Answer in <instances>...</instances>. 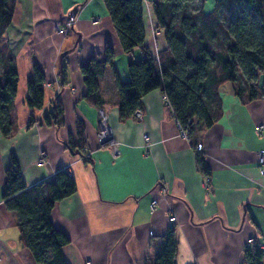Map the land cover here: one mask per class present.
<instances>
[{
    "label": "crops",
    "instance_id": "1",
    "mask_svg": "<svg viewBox=\"0 0 264 264\" xmlns=\"http://www.w3.org/2000/svg\"><path fill=\"white\" fill-rule=\"evenodd\" d=\"M153 1L142 4L143 47L157 58L166 43L156 27ZM214 1H204L205 13ZM73 9V26L57 35L55 26ZM4 37L18 83L11 113L16 130L9 138L0 135V264H36L19 242L14 217L1 200L12 158L27 187L51 183L58 171L73 179L75 193L56 203L50 214L53 227L69 241L62 249L67 264H148L171 226L177 240L174 264H243L248 239L264 245V176L258 175L256 164L257 152L264 148V133L257 131L264 125V97L243 103L229 83L223 84L218 90L221 117L184 139L160 90L141 99L140 121L133 116L120 119L107 68L98 85L102 115L118 151L113 158L110 148L98 146L100 115L85 100L80 73L92 58L103 62L109 46L120 80H128L129 56L103 1L16 0ZM131 56L140 59L143 51L136 48ZM32 65L43 71L45 83L42 108L30 111L26 84ZM56 99L63 110L61 127L43 122ZM76 122L84 126L88 161L65 147L68 139L77 142ZM143 136L148 137L147 148ZM41 157L44 163L37 167ZM198 157L209 172L207 185L197 170ZM153 200L157 207L150 214Z\"/></svg>",
    "mask_w": 264,
    "mask_h": 264
},
{
    "label": "trees",
    "instance_id": "2",
    "mask_svg": "<svg viewBox=\"0 0 264 264\" xmlns=\"http://www.w3.org/2000/svg\"><path fill=\"white\" fill-rule=\"evenodd\" d=\"M127 61L128 80H120L114 66V56L105 47V59H90L80 67L86 88V102L101 108L104 101L99 93L98 79L107 68L111 71L118 95L119 117H131L140 108L141 99L160 90L176 123L187 136L197 129L210 128L221 117L218 90L229 83L233 94L241 102L264 97L257 87L259 72L264 70V0H215L213 9L205 13V0H154L152 10L156 27L163 32L166 49L157 58L144 49L145 33L142 24L144 0H102ZM16 0H0V135L9 138L16 130L12 116L18 77L14 56L4 37L14 14ZM224 11L232 14L229 20ZM141 49L143 57L134 59V49ZM62 69L63 66H62ZM43 71L32 65L27 81L26 106L30 111L43 105ZM46 125L61 127L63 110L56 99L53 109L44 116ZM33 123L28 122V127ZM77 142L65 143L67 150L84 156V126L76 122ZM197 170L208 180V169L201 158ZM76 191L73 179L65 171H58L51 183L27 187L18 165L12 158L5 171L1 200L15 220L19 242L36 264H67L62 249L68 239L57 231L50 220L54 205ZM177 240L173 226L163 237L158 253L148 264H174ZM264 263V253L256 246L244 251L243 264Z\"/></svg>",
    "mask_w": 264,
    "mask_h": 264
},
{
    "label": "built area",
    "instance_id": "3",
    "mask_svg": "<svg viewBox=\"0 0 264 264\" xmlns=\"http://www.w3.org/2000/svg\"><path fill=\"white\" fill-rule=\"evenodd\" d=\"M92 22L96 23L97 21L96 19H94ZM73 24H74V17L70 16L68 19L65 20L63 24L55 26L54 28L55 33L57 35H63L73 26ZM164 101L167 103L165 97H164ZM132 116L138 121L141 120V113L138 110L134 111ZM178 129L180 130V134L182 138L186 139L187 133L184 130H182L179 125H178ZM257 131L260 134L264 133V125H260V127L257 128ZM96 139H97V143L99 147H108L111 149V154L113 158H116L118 156V151L116 149V142L114 141V138L110 132V129L106 125V118L103 115L100 116V126L96 134ZM143 143H144L145 148H147L148 147V137L143 136ZM200 149H201L200 146H197L195 148V151L199 152ZM43 163H44V158L41 157V159L37 161L36 166L40 167L43 165ZM256 164H258V175L264 176V148H262L260 151L257 152ZM204 183L207 185V180H205ZM156 207H157V201L153 200L150 203V214H153L155 212ZM168 221L169 223L173 222L174 217H170ZM246 243L248 246L247 248H253L254 246H256L262 253H264V245H257L255 242H253L252 239H248ZM84 264H90V262L86 261Z\"/></svg>",
    "mask_w": 264,
    "mask_h": 264
},
{
    "label": "rangeland",
    "instance_id": "4",
    "mask_svg": "<svg viewBox=\"0 0 264 264\" xmlns=\"http://www.w3.org/2000/svg\"><path fill=\"white\" fill-rule=\"evenodd\" d=\"M214 3V2H213ZM213 8H211L212 10ZM210 10V11H211ZM209 11V12H210ZM223 15L225 16V18L227 19H231L232 14H230L228 11H224ZM259 77H258V81H257V87L260 88L261 90H264V70H262L261 72H259Z\"/></svg>",
    "mask_w": 264,
    "mask_h": 264
},
{
    "label": "water",
    "instance_id": "5",
    "mask_svg": "<svg viewBox=\"0 0 264 264\" xmlns=\"http://www.w3.org/2000/svg\"><path fill=\"white\" fill-rule=\"evenodd\" d=\"M76 11H77V9H73V10L70 12V14H69V15L74 17V16H75V14H76Z\"/></svg>",
    "mask_w": 264,
    "mask_h": 264
}]
</instances>
